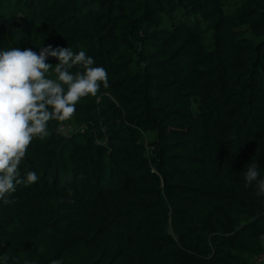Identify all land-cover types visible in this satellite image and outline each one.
<instances>
[{
    "label": "trees",
    "instance_id": "1",
    "mask_svg": "<svg viewBox=\"0 0 264 264\" xmlns=\"http://www.w3.org/2000/svg\"><path fill=\"white\" fill-rule=\"evenodd\" d=\"M48 45L109 87L29 145L0 264H261L264 0H0V51Z\"/></svg>",
    "mask_w": 264,
    "mask_h": 264
},
{
    "label": "clouds",
    "instance_id": "2",
    "mask_svg": "<svg viewBox=\"0 0 264 264\" xmlns=\"http://www.w3.org/2000/svg\"><path fill=\"white\" fill-rule=\"evenodd\" d=\"M48 57L59 63L53 68L46 63ZM94 64L84 51L74 53L69 47L48 45L39 54L30 48L0 51V200L5 204L16 185L37 181L31 171L19 178L18 166L33 139L49 135L48 122L70 120L82 98L96 96L101 84L109 87L107 71ZM77 66L83 71L72 74L70 70ZM50 72L57 79L50 78ZM258 176L256 164H251L245 174L247 184ZM259 193L264 195V179L259 180Z\"/></svg>",
    "mask_w": 264,
    "mask_h": 264
},
{
    "label": "built area",
    "instance_id": "3",
    "mask_svg": "<svg viewBox=\"0 0 264 264\" xmlns=\"http://www.w3.org/2000/svg\"><path fill=\"white\" fill-rule=\"evenodd\" d=\"M61 128L66 133H70L73 130V128L70 125H63V126H61ZM256 262L261 263V264H264V255H261L260 257H258L256 259Z\"/></svg>",
    "mask_w": 264,
    "mask_h": 264
}]
</instances>
